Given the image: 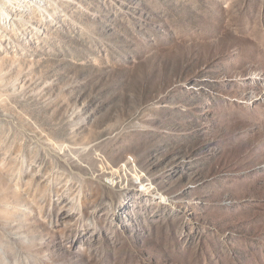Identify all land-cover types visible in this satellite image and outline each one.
<instances>
[{
  "label": "rangeland",
  "instance_id": "obj_1",
  "mask_svg": "<svg viewBox=\"0 0 264 264\" xmlns=\"http://www.w3.org/2000/svg\"><path fill=\"white\" fill-rule=\"evenodd\" d=\"M0 264H264V0H0Z\"/></svg>",
  "mask_w": 264,
  "mask_h": 264
}]
</instances>
